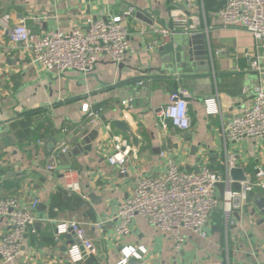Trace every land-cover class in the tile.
<instances>
[{"label":"crops","instance_id":"0c3cea01","mask_svg":"<svg viewBox=\"0 0 264 264\" xmlns=\"http://www.w3.org/2000/svg\"><path fill=\"white\" fill-rule=\"evenodd\" d=\"M189 1L190 4L188 3ZM225 0H0V197L17 199L22 208L40 201L19 255L0 264H73L68 256L76 243L74 234L57 235L61 221L83 224L94 252L77 264H118L125 247H143L140 260L128 264H264V190L254 189L242 212L234 213L228 225L223 211L211 215L208 237L187 230V242L180 253L167 235L142 217L131 224V235L116 233L119 205L127 200L145 176H164L170 163L190 172L201 165L226 175L227 155H237L236 168L255 180L264 170V137L226 143L223 127L252 104L257 88H264V39L244 31L225 28L219 11ZM133 55L122 65L100 59L95 72H46L11 43L6 31L26 19L37 35L50 31L86 30L90 21L124 16ZM185 12L203 34L210 71L190 55L191 47L160 40L152 32L153 21L167 26L172 16ZM143 14L152 22L141 19ZM36 18L40 23L30 20ZM196 35V34H195ZM257 63L259 69L253 64ZM186 90L191 127L182 131L160 125L159 115L169 96ZM211 106L217 113H210ZM99 114L102 121L92 150L48 167L51 146L73 149L80 128L92 122L83 107ZM213 107V108H214ZM126 123L130 132L115 122ZM134 137L136 141H134ZM75 139V140H74ZM116 139L125 141L129 153L128 173L123 175L107 159L115 151ZM77 183L72 193L67 184ZM222 196L223 188L218 187ZM86 197V198H84ZM7 231L0 223V236Z\"/></svg>","mask_w":264,"mask_h":264},{"label":"built area","instance_id":"2783aa9c","mask_svg":"<svg viewBox=\"0 0 264 264\" xmlns=\"http://www.w3.org/2000/svg\"><path fill=\"white\" fill-rule=\"evenodd\" d=\"M134 12V9H130L124 16L90 21L86 30L74 29L70 32L57 30L42 35L35 34L27 26L26 19H29L27 17L15 27L9 28L6 35L11 43L21 46L43 71L89 75L95 72L103 57L116 65H121L133 55L134 49L125 18ZM219 17L225 28L244 30L257 40L264 39V0H225ZM30 20L40 23L36 18ZM151 29L161 41L170 43L177 34L189 36L197 34L198 27L192 23L189 14L181 12L173 15L171 24L167 26L153 21ZM4 36L5 32L0 31V40ZM253 66L259 69L256 62ZM189 98V93L184 89L175 90L170 94L168 105L159 115V123L163 129H168L169 124L182 131L190 129ZM206 103L211 107L210 113H217V109L211 106L213 101ZM83 110L95 123L99 114L90 111L88 105H85ZM222 135L226 143L264 137V88L256 89L251 106L233 117L223 127ZM116 141L115 151L107 161L125 175L128 173L129 153L125 141L120 139ZM236 164L237 155L230 153L225 161L226 175L205 164L194 171L186 172L171 162L166 175L140 178L131 196L119 205L115 216L118 222L117 235L130 236L131 224L136 217H142L160 233L167 235L175 251L180 253L187 242V237L182 231L187 230L206 239L208 237L206 229L214 212L223 211L228 225H234L233 214L245 209L254 189L264 190L263 169L257 170L255 180L248 179L241 183L239 191L234 190L230 171L236 168ZM220 184L223 185L222 196L217 192ZM67 189L72 193L81 191L77 183L67 184ZM39 203L40 201L35 199L26 209L13 197H0V223H4L7 228L0 236V258L4 263L13 262L19 255L29 228L38 222L34 212ZM56 229L57 235L72 232L76 238L77 242L68 251L73 264L82 262L87 255L94 252L82 223L76 220L61 221ZM139 251L146 253L143 247L123 248L121 250L123 257L118 264H128L133 258L140 260Z\"/></svg>","mask_w":264,"mask_h":264},{"label":"water","instance_id":"95a60500","mask_svg":"<svg viewBox=\"0 0 264 264\" xmlns=\"http://www.w3.org/2000/svg\"><path fill=\"white\" fill-rule=\"evenodd\" d=\"M141 19L151 24L149 18L145 17L143 14H138ZM183 40V45L187 47H191L192 51H189L190 55L196 57V61L199 64V66H202L198 68L199 73H207L210 71V67L208 66L209 63V57H208V51L207 46L205 45L204 35L203 34H196V35H186V36H177L174 39L173 44L166 45L163 49H166L168 51H173L174 43L179 44V41ZM122 65V64H121ZM103 122L105 119L102 120ZM102 121L99 122H90L87 125L80 128V135L77 136V139L79 140L76 142L75 147L73 149L67 150L66 152L63 151L66 147H61L57 145L51 146L50 151L48 154L53 155V158L48 162V167L52 170L56 167L58 162H63L66 160V163L69 162L68 157L71 155L78 154L81 151H91L92 150V143L96 141L99 131L102 127ZM115 126L120 129L121 131L130 132V129L127 127L126 123L117 121L115 122ZM75 140V139H74ZM134 141H136V138L134 137ZM230 178L232 179V188L236 191H239L241 189V183L248 180V177L245 175V171L241 168H235L230 171ZM220 188H223V185H219ZM259 207L264 208V200L260 201L258 203ZM71 233V232H70Z\"/></svg>","mask_w":264,"mask_h":264}]
</instances>
